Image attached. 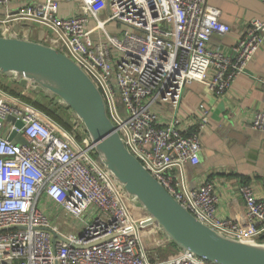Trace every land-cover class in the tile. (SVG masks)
Wrapping results in <instances>:
<instances>
[{
    "label": "built area",
    "instance_id": "2783aa9c",
    "mask_svg": "<svg viewBox=\"0 0 264 264\" xmlns=\"http://www.w3.org/2000/svg\"><path fill=\"white\" fill-rule=\"evenodd\" d=\"M63 1L76 10L61 15L59 0H0V8L18 5L0 23L46 27L45 44L88 75L127 149L164 188L212 229L264 246V199L252 186L240 187V219L217 214L211 182L189 186L186 166L201 161L208 112L199 121L161 119V107L177 110L192 82L223 96L264 44V18L250 20L229 54L211 47L231 26L209 0ZM0 32L22 35L9 26ZM20 86L15 95L0 84V264H214L146 224L148 215L101 163L80 118L63 125L24 100L32 90ZM250 127L264 143V104ZM17 136L25 144L13 143Z\"/></svg>",
    "mask_w": 264,
    "mask_h": 264
},
{
    "label": "water",
    "instance_id": "95a60500",
    "mask_svg": "<svg viewBox=\"0 0 264 264\" xmlns=\"http://www.w3.org/2000/svg\"><path fill=\"white\" fill-rule=\"evenodd\" d=\"M0 74L60 100L80 118L101 163L148 215L146 224H157L176 248L214 264H264V246L227 237L198 220L143 166L110 120L99 89L70 58L23 35L0 32ZM17 142L25 144L20 136Z\"/></svg>",
    "mask_w": 264,
    "mask_h": 264
},
{
    "label": "crops",
    "instance_id": "0c3cea01",
    "mask_svg": "<svg viewBox=\"0 0 264 264\" xmlns=\"http://www.w3.org/2000/svg\"><path fill=\"white\" fill-rule=\"evenodd\" d=\"M59 1L61 15L76 10L75 3ZM208 3L219 8L222 19L231 26L226 36L211 39V47L229 54L245 34L250 20L264 18V4L259 0H209ZM17 10V4L0 8V20L8 19ZM4 26L20 32L27 40L43 44L51 36L46 27L31 21L0 23V31ZM263 104L264 44L247 70L236 77L223 96L217 97L205 85L192 82L185 87L177 110L173 111L169 105L161 107L162 120L175 115L188 122L199 121L204 112H208L209 122L202 135L201 161L197 166L187 165L186 176L191 188H197L206 180L214 185L219 197L217 214L221 217L240 219L244 216L245 198L240 192L243 184L252 186L257 196L264 199L263 134L250 127L252 117Z\"/></svg>",
    "mask_w": 264,
    "mask_h": 264
},
{
    "label": "trees",
    "instance_id": "16d2710c",
    "mask_svg": "<svg viewBox=\"0 0 264 264\" xmlns=\"http://www.w3.org/2000/svg\"><path fill=\"white\" fill-rule=\"evenodd\" d=\"M3 87L15 95L19 94L23 90V88L21 86L19 88H15V89L10 88L7 85L6 86L3 85ZM18 89H19V91H18ZM29 94L34 95L35 98H32ZM23 99L29 103L34 104L35 106H37L38 108H40L41 110L46 112L48 115H50L51 117L56 119L58 122L62 123L63 125L70 127V125L66 122V120L59 114L60 110L64 111V110H67V108L62 106L61 104L57 103L55 98L47 97L42 92L41 93H35L32 91H28V94L24 95ZM43 100L45 103H43ZM176 251H177V249L174 246H171V252L174 253Z\"/></svg>",
    "mask_w": 264,
    "mask_h": 264
},
{
    "label": "rangeland",
    "instance_id": "374dc122",
    "mask_svg": "<svg viewBox=\"0 0 264 264\" xmlns=\"http://www.w3.org/2000/svg\"><path fill=\"white\" fill-rule=\"evenodd\" d=\"M12 79H9V76H5V75H1L0 74V84H3V85H7V86H9L10 88H13V89H15V88H19L20 87V85L19 84H17V83H12V82H15V81H11ZM18 91H19V89H18ZM21 91V90H20ZM33 92V91H32ZM31 93V92H30ZM28 94V92L26 93V95ZM32 98H35V96L34 95H32V94H29ZM43 103H45L44 102V100H43ZM59 114L66 120V122L69 124V125H71V123H72V120L74 119V116H73V114H72V112L70 111V109H67V110H64V111H59ZM51 220H52V222H56V220L54 219V217H51Z\"/></svg>",
    "mask_w": 264,
    "mask_h": 264
}]
</instances>
